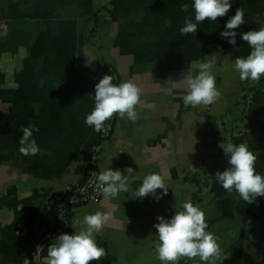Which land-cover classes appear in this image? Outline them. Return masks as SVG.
<instances>
[{
    "label": "crops",
    "instance_id": "crops-1",
    "mask_svg": "<svg viewBox=\"0 0 264 264\" xmlns=\"http://www.w3.org/2000/svg\"><path fill=\"white\" fill-rule=\"evenodd\" d=\"M263 29L264 0H0V264H29L49 197L84 175L108 65V186L49 263L264 264ZM252 72L246 123L221 130L229 149L204 175L205 114Z\"/></svg>",
    "mask_w": 264,
    "mask_h": 264
},
{
    "label": "built area",
    "instance_id": "built-area-1",
    "mask_svg": "<svg viewBox=\"0 0 264 264\" xmlns=\"http://www.w3.org/2000/svg\"><path fill=\"white\" fill-rule=\"evenodd\" d=\"M113 88V68L108 65L103 69L97 100L101 111L100 141L111 134L116 118L112 101ZM99 140L92 142L87 148L86 168L82 178L55 190L49 197L53 221L46 229L35 234L30 241L25 254L29 264H50L49 252L68 236L75 207L98 201L103 196L108 186V178L96 163Z\"/></svg>",
    "mask_w": 264,
    "mask_h": 264
},
{
    "label": "trees",
    "instance_id": "trees-1",
    "mask_svg": "<svg viewBox=\"0 0 264 264\" xmlns=\"http://www.w3.org/2000/svg\"><path fill=\"white\" fill-rule=\"evenodd\" d=\"M264 33V29H263ZM257 58L263 59L264 56H260V53L257 52ZM105 66L103 67V69ZM251 76L254 77L255 83L248 84L247 80L249 76L244 77L241 79L242 87L244 89L243 94L239 97L237 102L231 106H228L224 113L221 114H210L206 113V120H207V129L203 135V145L207 149V155L204 160L205 162V171L204 175L212 176L217 169L215 164V160L219 155H224L227 153L229 147L226 145H222L221 141L223 140V136L221 134V130H229L234 129L237 127L236 121H245V108L247 104V100L249 97L250 91L255 87V85L262 83V77L257 76L254 72H252ZM199 178L203 175L199 173ZM203 193V187L199 185V188L192 193L191 201L195 202L196 200L200 199L201 194Z\"/></svg>",
    "mask_w": 264,
    "mask_h": 264
}]
</instances>
